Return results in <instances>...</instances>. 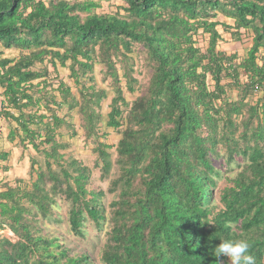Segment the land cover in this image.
<instances>
[{
  "label": "trees",
  "instance_id": "trees-1",
  "mask_svg": "<svg viewBox=\"0 0 264 264\" xmlns=\"http://www.w3.org/2000/svg\"><path fill=\"white\" fill-rule=\"evenodd\" d=\"M117 1L115 13L97 11ZM227 32L252 42L238 62L219 50ZM138 47L149 78L129 103L120 83L138 89ZM261 50L264 0H0V117L30 174L0 180V231L18 238L0 233V264H224L213 251L226 239L246 240L264 264ZM97 73L113 91L105 119ZM73 112L99 178L117 167L109 203L89 166L64 152ZM107 128L121 129L115 145L102 140ZM9 155L0 150V162ZM88 227L105 236L97 263L95 236L81 252L70 246Z\"/></svg>",
  "mask_w": 264,
  "mask_h": 264
},
{
  "label": "rangeland",
  "instance_id": "rangeland-1",
  "mask_svg": "<svg viewBox=\"0 0 264 264\" xmlns=\"http://www.w3.org/2000/svg\"><path fill=\"white\" fill-rule=\"evenodd\" d=\"M123 6L122 2H103L102 6L100 9H98V12H109V13H115L116 10H119V7ZM120 12H122L120 10ZM123 13V12H122ZM219 20H225L223 17H219ZM218 29L221 30V27L218 26ZM225 41L224 42H220V46H219V50L225 52L226 54H232V53H236L237 59L235 62H238L240 60V58H244L245 54L247 53L248 49L250 48L252 42L250 41L248 35H246L245 32H243V35L240 39V41H235L231 39L230 34L227 33H223ZM205 42V41H204ZM135 52L132 53L131 55H133V72H132V76L134 78L137 79L138 84L134 83L135 88L138 87V89L132 93H130L125 85V81L124 79L121 80L122 82L120 83L121 87H122V92L123 95L126 99V101H128L129 103L134 100L137 96H139L141 90H143V87L146 85L148 78H149V69H148V64L146 62V60L143 59V55L142 52L140 51V48H135L134 49ZM264 51V50H261ZM264 54V52H263ZM129 61V62H132ZM260 62V60H258ZM69 64V63H68ZM117 67L120 68V63L117 64ZM101 65H98L95 70H100ZM68 70L65 69H61L60 70V76L66 77V72ZM121 73V71H119ZM96 82H97V86L98 88L101 86L103 89H105L107 91V97L106 99H104L101 102V108L100 111L103 114V118L105 119L106 116V112L109 110L108 106H110V102H111V98L113 96V91L111 89V87L109 86V81H105V83H102L101 81V76L100 74H96ZM208 79H210V77H208ZM223 82L227 83L229 82V79H223ZM69 83H71V85H73V80H68ZM208 83H210V80H208ZM141 85V86H140ZM73 91L76 93L77 96H79L78 92H77V88L73 86ZM230 96H234V94L232 92L228 93ZM262 95V91L258 92V96ZM60 114H63V111L60 112ZM102 122H105V120H103ZM72 124L75 127V130H77L76 135H74L72 138L68 137L67 134H65L62 137V140L65 142H68V144L70 145L69 148H67L64 152L76 157L78 159H80L85 165L89 166L90 170H91V185L93 188H102L107 194L105 195V202L109 203L110 200L112 199L113 195L108 193V188L110 187V181L112 179H114V173L116 172V166L114 165L110 171L109 174V179L106 178V180H101L100 177V173L98 168L94 167V161L96 158V152L92 151L93 149V145L91 143V139H87L84 135V131L82 129V123L80 118L78 117V115L76 113L73 112V117H72ZM106 132L108 133L107 135L103 136L102 140L104 142H106L107 144H113L115 145L118 140L121 138V133L120 130L118 131H114L112 128H107L105 129ZM32 153L33 151L30 150ZM111 158L113 160L116 159L117 154L114 151V148L111 150ZM9 172V179L13 180V178H24L25 180H29L30 174L27 171V167L24 166V164L21 163H16L15 167H12L11 170H8ZM66 208L65 206H63V208L59 211L58 214H61L62 217H65L66 215ZM109 212L110 209H108L105 213V217L106 219H108L109 217ZM65 219V218H64ZM65 223V222H64ZM55 226V230L58 233H62L63 228L65 227L64 224H62L61 226H56V225H52L51 228ZM88 231L90 232L89 235L87 236V238L85 240L83 239H77L74 238L70 235L69 238H71V249L73 251H77V252H81V249L86 248L89 244V242H91L95 236V233L93 232L91 229V227L87 228ZM0 233L2 235H4L5 237L9 238L13 243H16L18 241V238L8 229V228H4L3 230L0 231ZM97 236V235H96ZM95 236V243L94 246L90 249V254L93 256V258L95 259L96 263L98 262V258L96 259L97 253L98 251H100V249L103 247L104 243H105V236L102 233H100V235L98 237ZM65 244L68 246L69 242H65Z\"/></svg>",
  "mask_w": 264,
  "mask_h": 264
},
{
  "label": "clouds",
  "instance_id": "clouds-1",
  "mask_svg": "<svg viewBox=\"0 0 264 264\" xmlns=\"http://www.w3.org/2000/svg\"><path fill=\"white\" fill-rule=\"evenodd\" d=\"M249 249L250 244L244 239H226L221 240L213 255L227 257L224 264H256V258L250 254Z\"/></svg>",
  "mask_w": 264,
  "mask_h": 264
},
{
  "label": "crops",
  "instance_id": "crops-1",
  "mask_svg": "<svg viewBox=\"0 0 264 264\" xmlns=\"http://www.w3.org/2000/svg\"><path fill=\"white\" fill-rule=\"evenodd\" d=\"M221 32V31H220ZM7 120L0 117V150L9 151V160L6 162H0V180L3 178L5 174L9 175L8 171H4L3 168L6 166L8 170H11L12 167H15L16 163H23L24 166L27 167L28 170V157L26 154H23L22 151L15 146V143H9L7 141V134H8V125ZM9 179V176H8Z\"/></svg>",
  "mask_w": 264,
  "mask_h": 264
}]
</instances>
